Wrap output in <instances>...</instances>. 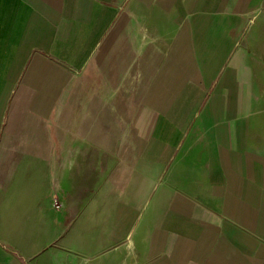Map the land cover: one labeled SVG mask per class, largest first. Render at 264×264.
Returning <instances> with one entry per match:
<instances>
[{"label":"crops","instance_id":"obj_1","mask_svg":"<svg viewBox=\"0 0 264 264\" xmlns=\"http://www.w3.org/2000/svg\"><path fill=\"white\" fill-rule=\"evenodd\" d=\"M260 53L264 0H0V264H264Z\"/></svg>","mask_w":264,"mask_h":264},{"label":"rangeland","instance_id":"obj_2","mask_svg":"<svg viewBox=\"0 0 264 264\" xmlns=\"http://www.w3.org/2000/svg\"><path fill=\"white\" fill-rule=\"evenodd\" d=\"M260 54H261L260 57L255 58L256 59L255 60L256 61L255 63H257L256 65L259 66V67H257L256 71L258 73H263V74H257V80H258V83L261 85V87H263V89H264V53L263 54L260 53ZM261 94L264 95V90H261ZM61 192H63L62 195H61V197L64 199L63 196H65V192L64 191H61ZM66 196H67V193H66ZM54 198H58V197H53L51 210H54L55 212H56V210L57 211H60V210L56 209L55 206H54V200H55ZM66 198H67L66 201L63 202V209H61V210L66 211V212H69L70 210H74L72 208V206H71V203L69 202V197L67 196ZM91 206H92V204H91ZM85 207L86 206H83V209H86ZM76 209L77 210L79 209V203L76 204ZM64 221L65 222H68L67 219H64ZM66 225L68 226V224H66Z\"/></svg>","mask_w":264,"mask_h":264},{"label":"built area","instance_id":"obj_3","mask_svg":"<svg viewBox=\"0 0 264 264\" xmlns=\"http://www.w3.org/2000/svg\"><path fill=\"white\" fill-rule=\"evenodd\" d=\"M54 199H55L54 200V206H55V208L58 209V210L63 209V200L60 197L54 198Z\"/></svg>","mask_w":264,"mask_h":264}]
</instances>
